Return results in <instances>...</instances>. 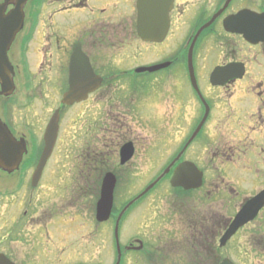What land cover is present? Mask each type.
<instances>
[{
	"label": "flooded vegetation",
	"instance_id": "obj_1",
	"mask_svg": "<svg viewBox=\"0 0 264 264\" xmlns=\"http://www.w3.org/2000/svg\"><path fill=\"white\" fill-rule=\"evenodd\" d=\"M25 14L8 54L16 90L0 96V117L17 139L27 141L20 167L11 173L0 169V260L109 264L114 250L110 264H264V204L245 211L257 182L251 180L252 193L244 194L249 181L238 167L243 146H264V0H174L161 42L139 35L137 0H31ZM190 59L200 89L194 96L187 86ZM217 68L224 72L213 86ZM72 88L77 101L67 99ZM32 91L54 103L40 113L32 108L36 120L39 114L47 122L25 131L6 116V108L11 111L23 92ZM203 100L210 108L203 131L222 132L220 139L210 137L216 144L210 160L232 159L236 181L227 187L225 172L211 181L202 170V187L169 188L171 203L141 213L138 237L131 229L136 222L125 225L128 211L121 221V211L114 218L116 204L108 219L98 220L107 174L117 179V197L134 190L121 181L154 176L162 159H169L171 173L179 163L194 161L187 140L173 155V129L199 125ZM163 102L167 109L159 114ZM57 111V141L34 186L45 132ZM66 117L73 123H65ZM149 133L160 140L147 145ZM83 196H90L89 204L80 202Z\"/></svg>",
	"mask_w": 264,
	"mask_h": 264
},
{
	"label": "rangeland",
	"instance_id": "obj_2",
	"mask_svg": "<svg viewBox=\"0 0 264 264\" xmlns=\"http://www.w3.org/2000/svg\"><path fill=\"white\" fill-rule=\"evenodd\" d=\"M33 11L36 13L38 11V9L34 8ZM187 86H188L189 92L191 94H193V96H194L193 90L191 89V87L189 86L188 83H187ZM244 86H247V85H244ZM171 88H172V86H170L169 88H166L165 90L166 91L172 90ZM204 90L206 92L210 91L207 88V86H204ZM219 93H220V89H217L216 91H213V96L216 97ZM23 94H24V96L20 99V101H21L20 104H16L15 107L13 106L11 111L6 108V116L12 118V120H13L12 123L15 122V124L17 126H22V127H18L19 129H23L25 131H28V130L35 131V130H37L36 129L37 123H40V126H41L42 124H46L47 121H45L43 123L45 116H41L39 114L37 117L38 120H36V118H34V116L32 114H36L37 112L40 113L43 109L45 111H48L51 108V106H53L54 102H53V100H49L50 98L47 97L46 95H45L46 96L45 98L44 97L39 98L40 94L36 93L35 91H32L31 93L23 92ZM220 99L219 100L216 99L215 106L220 102ZM27 102H28V104H26ZM32 108H34L37 112L33 111ZM166 109H167V105L163 102L159 106L158 113L162 114L166 111ZM31 111H32V113H31ZM214 114H216L215 111L212 112L211 115H214ZM3 115H4V112H3ZM198 116H199V113H198ZM198 116H197V118H198ZM198 119H197V121H198ZM212 120H213V117L211 116L209 122H211ZM64 122L65 123L68 122V124L73 123L71 121V118L69 119L68 117H66ZM34 123H35L34 126H30ZM195 126L196 125H194L190 128H186L189 130H185V129H183V127H177L175 129H173L174 130L173 131V155L182 148L184 142L193 133V131H191V128L193 130L195 128ZM160 133L161 132H159V134ZM151 135H154V133L148 134L149 138H147V143H146L147 145H149V143H151V142L153 143L157 139L160 140V138L155 139V136L153 138H151ZM221 135H222V132H220L218 129L214 130V127H212L211 129L208 128V130H206V132L203 133L202 138L199 141H196L191 145V147L189 149V154H190V157H192L193 160L196 161L205 171H208V177H210L211 181H216L221 176V174L225 172L226 175L221 177V179H223V178L225 179L224 182L226 183V186L228 187L231 184V182H235L236 179L238 178L237 175H235L233 173V168H232L233 165H231L232 159H230V160H228V159H223V160L216 159L215 162H212L210 160L212 158V155H213L211 152H213L212 150L216 146L215 143H212V140L210 139V137L212 139H216V138L220 139ZM218 145H219V143H218ZM163 148H165L164 145H163ZM239 154H241V156H240L241 160H240V163L238 164V167L240 169L239 171L242 173V176L245 179L244 180L245 184L249 181V183L246 185V187L243 184L244 189L242 192L244 194H249L252 192L254 194H256V193L260 192L262 189H264V146L259 147V148H252L250 146H247V147L243 146L240 149ZM168 160L169 159H167V161ZM167 161L165 162L164 159L161 160V162L158 164V168H160L159 171L163 170L167 166V164H166ZM158 172H157V174H158ZM157 174H155L154 176H147L145 179H142V180L137 179V178L133 179L135 177H130L133 180H123L120 182L121 187L131 188V189L133 187L134 190H129V193H124L121 195H120V192H118L116 194L117 203H116V207H115V213L116 214H114V218L116 217V215H118V213L121 211V209H123V207H126L128 201L132 200V198H134L135 196H138L140 193L143 192V190L146 187H148L150 185V183L155 179L154 177ZM13 180L14 179H12V182H13ZM251 180H256L257 187L252 192H249V190L247 188H251ZM165 181L166 182L163 181L160 184V186H158L152 192L148 193L147 196L144 198V200L142 202H140L138 205L132 207V209L130 210L131 212L128 213L129 217H126L125 225L130 226L133 222H136L135 224H132V228H131L134 235L137 234L136 237H138V234H139L140 220L142 219L141 213L143 212L144 209L147 208L149 210H153L155 207H157V206L159 207L161 204L163 207H165V204H169L172 202V200H170L171 199V196H170L171 192L169 191V188H171V185H170L168 180H165ZM28 186H30V185H28ZM80 202L83 205L89 204L90 196L81 197ZM82 214L84 217L85 211H82ZM80 216L81 215H79V218H80ZM84 219H88V218L84 217ZM78 226H79V224L75 225L71 229L73 234H75ZM44 235L49 236L46 233H44ZM112 255H114V250L113 251L111 250L110 255L107 256V260H108L109 264L112 261V258H113ZM110 256H111V258H110ZM82 261H84V259H82V258L78 259L77 263H80ZM113 261H114V259H113ZM243 261H245V259H241V262H243ZM96 262L97 261H95V263ZM128 262H131L130 258H129Z\"/></svg>",
	"mask_w": 264,
	"mask_h": 264
},
{
	"label": "water",
	"instance_id": "obj_3",
	"mask_svg": "<svg viewBox=\"0 0 264 264\" xmlns=\"http://www.w3.org/2000/svg\"><path fill=\"white\" fill-rule=\"evenodd\" d=\"M29 1L4 0L0 2V95H10L14 90V83L10 75L13 69L8 61V50L23 27L25 19L24 9ZM173 2L174 0H138V28L139 35L143 40L160 42L165 38L170 24L169 12L173 7ZM10 6H13V8L9 9ZM149 70H153V68ZM221 72H224V70H221ZM221 72L216 74L220 75ZM216 74L215 78L217 79ZM217 84L219 83L217 82ZM75 95L76 91L72 88V92L68 94L67 99L79 100L74 98ZM59 119L60 116L56 113L48 126L45 135L46 146L39 168L34 176L35 182L40 178L46 161L52 153L57 139ZM25 152L26 143L24 140L17 141L7 125L0 119V167L10 172L19 168ZM200 177L201 173L193 164H183L174 173L172 184L187 189L196 188L201 185ZM115 184L116 179L111 174L104 180L101 198L98 203L99 220L109 218L113 206ZM263 203L264 195H260L250 201L248 205L256 204L259 207ZM0 264H10V262L3 259L0 260Z\"/></svg>",
	"mask_w": 264,
	"mask_h": 264
},
{
	"label": "bare ground",
	"instance_id": "obj_4",
	"mask_svg": "<svg viewBox=\"0 0 264 264\" xmlns=\"http://www.w3.org/2000/svg\"><path fill=\"white\" fill-rule=\"evenodd\" d=\"M168 34V33H167Z\"/></svg>",
	"mask_w": 264,
	"mask_h": 264
}]
</instances>
